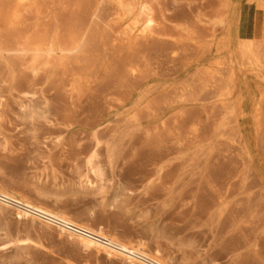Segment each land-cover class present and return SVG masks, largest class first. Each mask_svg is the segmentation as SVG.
<instances>
[{"label":"rangeland","instance_id":"374dc122","mask_svg":"<svg viewBox=\"0 0 264 264\" xmlns=\"http://www.w3.org/2000/svg\"><path fill=\"white\" fill-rule=\"evenodd\" d=\"M66 1L51 0L47 6L46 21L60 31L74 9ZM217 3L154 4L167 15H189L210 12ZM1 20L0 10V25ZM166 25L161 39L179 41L176 48L158 41L132 48L110 45L112 67L91 92L73 89L77 72L70 68L56 65L35 75L27 66L0 62V187L82 216L122 238L143 239L177 264H264L259 175L264 148L257 152L258 166L242 160L229 139L236 124L225 119L213 93L173 100L190 71L180 57L193 50V37L208 40L212 32L204 24L194 35L181 31L180 22ZM173 49L181 55L175 61L167 56ZM139 52L154 63L157 55L163 57L156 71L133 81L121 61ZM142 95L149 109L133 120L131 104ZM261 119L264 124V106ZM95 151L99 177L89 166ZM0 264L126 263L0 208Z\"/></svg>","mask_w":264,"mask_h":264},{"label":"bare ground","instance_id":"6f19581e","mask_svg":"<svg viewBox=\"0 0 264 264\" xmlns=\"http://www.w3.org/2000/svg\"><path fill=\"white\" fill-rule=\"evenodd\" d=\"M50 1L2 0L0 62L15 67L27 66V70L35 75L56 65L67 72L70 68L77 72L72 75L71 81L76 85H72L73 89L87 87L91 92L97 85L96 80L108 74L112 67L110 45L112 49L117 43L132 48L158 41L176 48L179 41L161 39L166 36V22H180L181 31L190 35L197 33L199 24L207 25L212 32L209 39L193 37V50L180 57L189 62L190 71L173 91L176 96L173 100L182 103L187 96L194 97L203 91L219 97L225 119L236 124L229 138L233 147L241 153L246 164H260L262 158L257 152L264 148L261 119L264 106V23L261 21L264 0H218L212 11L201 10L197 14L191 11L189 15H167L168 10L154 4L157 0H67L74 9L64 31H60L59 25L53 28L50 21H46L51 13L47 7ZM172 53L165 56L175 61L179 54L174 49ZM162 57L157 55L154 63L148 53L139 52L121 61L123 73L129 79L137 80L156 71ZM144 103V95L132 102L133 120H138L141 111L149 109ZM31 115L41 114L33 111ZM197 122L193 119L192 125ZM97 159L95 151L89 166L99 177L102 168ZM259 172L264 184V169ZM0 208L14 209L20 218L54 227L61 236L109 259L117 258L126 264H177L161 250L152 249L143 239L122 238L116 231L96 222L84 221L82 216H72L55 205L10 193L2 187Z\"/></svg>","mask_w":264,"mask_h":264}]
</instances>
